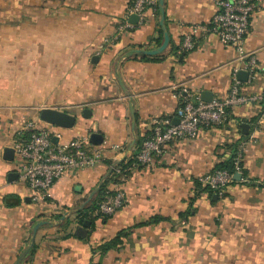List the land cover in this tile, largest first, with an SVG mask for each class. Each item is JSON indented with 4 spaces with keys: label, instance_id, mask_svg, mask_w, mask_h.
<instances>
[{
    "label": "crops",
    "instance_id": "obj_1",
    "mask_svg": "<svg viewBox=\"0 0 264 264\" xmlns=\"http://www.w3.org/2000/svg\"><path fill=\"white\" fill-rule=\"evenodd\" d=\"M133 2L0 0V264L16 263L39 222L47 225L36 234L30 264H264L259 106L229 110L224 126L201 128L195 140L171 143L151 166L119 168L125 158L134 159L150 134L152 119H175L181 107L175 94L208 92L212 99H225L236 64L235 52L222 47L215 35L192 32L210 24L216 13L213 0H164L169 43L161 58L132 56L118 64L126 53L151 51L163 41L159 11L145 10L137 24L128 22ZM123 23L133 29L97 56L98 47ZM188 35L193 49L178 50ZM245 50L254 56L258 71L242 92L257 94L264 91V0L250 18ZM43 108L77 118L70 130L51 127L58 136L55 142L97 133L103 137L98 146L103 158L93 168L64 172L50 198L39 204L30 200L19 179L17 160L4 161L2 152L12 147L24 124L47 127L38 119ZM85 109L91 111L89 120L81 118ZM243 124L247 136L242 135ZM252 135L243 161L247 183L228 186L221 198L197 185L198 177L226 162L236 144ZM112 166L115 175L108 187L124 191L123 207L109 218L95 219L92 231L74 223L73 236L59 240L55 228L61 221L54 217L66 220L87 208L96 195L85 204L89 196ZM9 174L17 177L9 181ZM153 219L157 222L149 224ZM79 231L85 234L77 235ZM126 231L120 247L100 251Z\"/></svg>",
    "mask_w": 264,
    "mask_h": 264
},
{
    "label": "built area",
    "instance_id": "obj_2",
    "mask_svg": "<svg viewBox=\"0 0 264 264\" xmlns=\"http://www.w3.org/2000/svg\"><path fill=\"white\" fill-rule=\"evenodd\" d=\"M216 13L208 26H198L192 32L215 35L225 49H231L236 54L235 66L232 69L231 85L225 99H212L203 102L199 94H183L173 97L181 102L175 119H152L150 134L142 142L134 156L136 167H146L159 161L166 153L169 145L175 141L195 140L201 128H220L228 120L229 110L245 105L259 106L260 115L256 132L264 131V91L257 94H245L237 78L239 72L247 74L245 84H251L257 77V63L253 55L245 50V38L249 31L250 18L262 0H213ZM157 11V0H134L130 15L139 19L145 10ZM133 26L121 24L115 35L98 47L96 55L105 52L114 45L120 36L131 31ZM193 41L188 35L180 45V50L193 49ZM177 120V124L173 121ZM24 134L26 136L24 137ZM16 140L12 145L14 158L17 160L18 177L29 190L30 200L34 203H45L50 198L54 183L66 171H77L97 166L102 158L103 151L98 146L88 142V137L76 138L67 142H53L58 136L52 133L51 126L41 128L37 122L24 124L15 133ZM254 136L239 141L236 154L232 160V172L215 171L202 175L196 179L198 185L222 197L225 189L233 183H247L242 177L243 161ZM240 175V181L235 182L234 176ZM264 186V184H263ZM126 202L124 191L117 185L108 187L97 213L111 217Z\"/></svg>",
    "mask_w": 264,
    "mask_h": 264
},
{
    "label": "water",
    "instance_id": "obj_3",
    "mask_svg": "<svg viewBox=\"0 0 264 264\" xmlns=\"http://www.w3.org/2000/svg\"><path fill=\"white\" fill-rule=\"evenodd\" d=\"M163 2L164 0H157V6H158V11L160 14V28L163 32V41L161 43V45L151 51H131L129 53H126L125 55H123L119 61L118 64H121L125 59L132 57V56H141V57H155L158 56L160 54H162L165 49L168 46L169 43V37L167 35V33L165 32L164 29V9H163ZM139 21V18L136 15H130L128 22L131 24H137V22ZM97 60V58H94L92 60V62H95ZM238 80L242 83H245L247 80V74L245 72H239L238 76H237ZM200 98L203 102H210L212 100V95L211 93L208 92H203L200 95ZM129 99V103L131 104V98L128 97ZM91 116V111L89 110H83L81 112V118L83 120H89ZM38 119L41 123L57 128V129H61V130H70L74 127V125L76 124L77 118L75 116L69 115L67 113H63L57 110H52L49 108H43L40 110L39 115H38ZM174 124H177V120L173 121ZM134 125H135V118L133 115V112L131 110V126L132 129H134ZM241 132L243 136H247L248 135V126L243 124L241 125ZM53 142H55V139H53ZM88 142L93 145V146H100L103 143V137L97 133H92L89 135L88 138ZM129 153V151H128ZM127 153V154H128ZM2 158L4 161L6 162H13L14 161V151L12 148H4L3 152H2ZM114 166H112L108 172L106 173V175L103 177V179L101 180V182L98 184L97 188L95 189V191L89 196L87 202L85 204H87L94 195H96L99 190L101 189L104 181L109 177V175L112 173ZM17 177V175L15 174H9L8 175V180H14ZM240 175H235L234 176V181L235 182H239L240 181ZM81 210V209H80ZM75 213V212H74ZM66 218V216L61 217L60 221H64ZM47 225V222H39L37 223L34 228L32 229V233L30 236V239L28 241L27 246L25 247V249L23 250V252L21 253V255L18 257L17 261L15 264H22L23 261L25 260V258L27 257V255L29 254L30 250L32 249L34 242H35V237L36 234L38 232V230ZM89 228V223L85 222L82 226V230H87ZM78 233V234H77ZM77 235H84L82 233V231L76 232Z\"/></svg>",
    "mask_w": 264,
    "mask_h": 264
},
{
    "label": "trees",
    "instance_id": "obj_4",
    "mask_svg": "<svg viewBox=\"0 0 264 264\" xmlns=\"http://www.w3.org/2000/svg\"><path fill=\"white\" fill-rule=\"evenodd\" d=\"M157 14H158V9H157ZM158 35H159V39L157 41V46L160 45V42L162 40L161 31H158ZM178 50H180V47H178ZM180 51H182V50H180ZM160 58H161V56H156V57H151V58L141 57L140 59L143 61H156ZM25 136H26V134H24V137ZM238 143L236 144L231 157L226 162L217 165V167L212 172H215V171L232 172L233 171L232 160L236 154V151L238 148ZM137 150L139 151V149H137ZM132 164H134V160H131L129 158H125L123 160V162H121V164L119 165V168H121V171H124L128 167H130V165H132ZM114 175H115V173L112 172V174L104 181L101 189L96 194V196L94 197V199L92 200V202L90 203V205L87 208L78 212L73 217L67 218L65 221L61 222V224H59L55 228V234L58 236L59 240L63 241V240L70 238L71 236H73L72 235V227H73L74 223H77L79 226L82 227L85 222H88L89 228L87 230L92 231L93 223H94L95 219H97V218H109L107 216H103V215L98 214L97 211H98V205L101 202V200L104 196V193H105L106 189L108 188L109 183L112 181V178L114 177ZM242 177L247 179L244 170L242 171ZM233 184H241V183H233ZM197 185H198V183H197ZM203 190L209 192L210 194H214L207 189H203ZM54 219L56 221H58L61 219V216H56V217H54ZM155 222H157V219H153V220L149 221V224H152ZM143 225H147V223H145ZM140 226H142V225H140ZM127 236H128V231L117 233V235L115 236V238L113 240H111L110 242H107V243L100 246V251L102 253H106L110 250H113V249L120 247L122 244V240L127 238ZM36 250H37V245L34 244L32 249L30 250L29 254L26 257V260L24 262L25 264H30L31 260L33 259L34 255H35Z\"/></svg>",
    "mask_w": 264,
    "mask_h": 264
}]
</instances>
